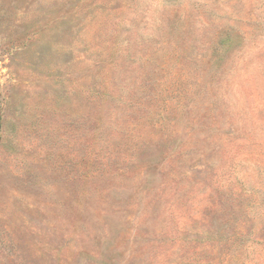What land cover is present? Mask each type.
<instances>
[{"label": "rangeland", "instance_id": "374dc122", "mask_svg": "<svg viewBox=\"0 0 264 264\" xmlns=\"http://www.w3.org/2000/svg\"><path fill=\"white\" fill-rule=\"evenodd\" d=\"M0 264H264V0H0Z\"/></svg>", "mask_w": 264, "mask_h": 264}]
</instances>
